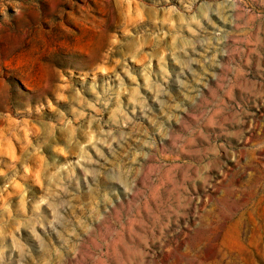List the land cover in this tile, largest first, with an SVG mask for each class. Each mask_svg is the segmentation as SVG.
Listing matches in <instances>:
<instances>
[{
  "label": "rangeland",
  "instance_id": "obj_1",
  "mask_svg": "<svg viewBox=\"0 0 264 264\" xmlns=\"http://www.w3.org/2000/svg\"><path fill=\"white\" fill-rule=\"evenodd\" d=\"M247 6L251 18L243 31L225 26L219 16L212 15L233 35L220 46L223 54L217 55L225 67H205L223 82L231 81L230 93L207 75L199 85L203 99L197 97L192 105L176 82L179 66L170 57L166 59L172 76L165 85L168 95L160 97L163 104L144 82L147 55L171 43L174 33L166 21L177 19L170 9L185 11L181 0H0L3 264H18L11 234L24 211L31 217L36 202L46 193V187H41L45 177L75 159L59 151L67 143V122H73L77 139L83 140L86 121L93 114L87 104H96L101 121L107 123L117 106V75L126 87L135 86L117 60L126 62L136 76L139 93L152 110L148 117L139 110L129 112L137 127L135 131L131 125L123 129L130 133L125 148L141 147L136 137L145 139V132L155 140L154 149H145L150 153L148 161L141 160L145 171L153 170L148 180L151 191L146 189L141 198L121 197L116 208L108 210L110 215L96 222L83 181L79 191L70 186L78 197L70 220L79 240L65 236L68 243L64 244L49 233L41 249L22 227L16 236L31 251L30 264H264V4L248 0ZM181 34L189 35L186 29ZM113 35L121 44L110 51ZM141 45L137 54L135 49ZM197 50L203 49L198 46ZM151 63L149 75L159 82L158 58ZM102 66L114 70L105 74L98 71ZM193 68L203 74L200 65ZM181 78L195 86L191 73ZM61 83L69 87L62 90ZM62 91L68 97L65 101L58 99ZM103 100L108 101L107 108ZM120 101L128 111L129 95H121ZM173 102L188 111L173 113L169 107ZM80 111L88 115L77 120ZM173 114L180 123L168 120ZM151 119L164 124L173 139L158 134ZM177 136L180 139L174 144ZM113 147L123 151L118 144ZM208 159L212 167L206 174L210 177L207 185L183 181L179 187L185 170L194 174L188 165L199 166ZM25 163L30 169L27 173ZM75 173L83 175L79 167ZM143 186L141 181L138 187ZM181 196L190 197L191 203L173 212ZM41 212L48 214L46 206ZM103 212L98 209V214Z\"/></svg>",
  "mask_w": 264,
  "mask_h": 264
},
{
  "label": "clouds",
  "instance_id": "obj_2",
  "mask_svg": "<svg viewBox=\"0 0 264 264\" xmlns=\"http://www.w3.org/2000/svg\"><path fill=\"white\" fill-rule=\"evenodd\" d=\"M184 4L185 11L179 12L173 8L169 11L175 13L177 19H169L166 22L169 24L173 31L171 35V43L167 45L163 50L158 53H149L146 57L147 66L144 71L145 86L150 91H154L156 98L160 100L161 96H167L168 92L165 85L167 84L172 73L169 72L168 61L166 57H170L175 65L179 66V73L176 75V82L185 89L184 98L191 102L192 105H196V98L203 99L201 92L199 91V85L204 83V79L207 75H212L219 83V86L224 89L226 93L231 91V81L227 83L223 82L221 77L214 72H209L205 65L211 67H225L217 59L218 54H223L220 48L230 36L232 32L226 30V27L219 26L213 19L212 15L219 16L225 26H232L244 30V26L249 23L251 13L248 9V0H181ZM261 4H264V0H260ZM195 8V11H194ZM143 19V17H141ZM208 25L212 31L209 32L205 27ZM189 34L188 36L182 35V31L185 30ZM169 33H165L164 36ZM164 36L160 37V40L164 39ZM215 40V44H213ZM121 41L115 35L111 38L110 51L114 50V46L120 45ZM203 49L198 51L197 47ZM142 45L135 49L137 54L141 53ZM159 47V45H158ZM211 52V54H209ZM201 57L202 59H199ZM135 58V57H133ZM158 58L160 67V81L154 82L152 76L149 75L152 69V59ZM105 63L107 61L105 60ZM117 64H124V73L127 77L133 81L134 87H126L124 79L117 75L116 79L119 82V91L116 95V107L112 111V117L105 123L102 122L99 117V109L96 104L89 103L87 108L93 110L91 118L86 121V129H84L83 140L77 139V128L72 127L73 122L68 121L67 126L69 128V135L67 143L64 147L60 148V154L65 158L74 156L75 159L57 167L51 175L45 177V184H41V187H46V193L36 202L35 208L31 214L24 211L23 216L17 221L16 227L11 234L12 247L19 253L18 264H30L31 251L23 245L19 239H17L16 233L20 231V228H27L31 237L35 243L43 249L46 244V236L49 233H54L60 237L64 244L68 243L67 237L77 236L73 222L70 220V215L73 212L76 205L73 203L78 199L75 192L70 191V186L79 191L81 187V181L86 186L87 195L90 198V204L92 205L93 212L90 214L93 216L96 222L105 220L107 215H110L108 210L115 209L116 204L120 202L121 197L141 198L145 196V190L148 189V180L152 175V169L149 168L145 171L144 165L141 160L147 162L149 159V151L145 149H154L156 147L155 140L148 136L147 132L144 133L145 139L136 137L137 143L141 147L132 149L125 148L126 138L130 135L129 132H125L123 129L131 125L132 130L135 131L137 124L133 120L132 115L129 112L135 114L137 110L145 117H148L151 113V108L139 93V84L136 83V76L127 68L126 62L117 60ZM193 65H200L203 69V74L197 73L193 68ZM110 70L108 67H99L98 71L107 73ZM231 70V69H230ZM238 71V70H237ZM191 73L195 82L193 84L188 83L186 78H181L184 73ZM154 75V74H153ZM64 79V78H62ZM62 90H66L69 86L66 83H61ZM207 87V84H204ZM94 90V89H93ZM128 94L130 97L131 107L128 111H125L121 106L120 96ZM215 94V93H214ZM80 94L77 92V96ZM58 99L65 101L68 99L63 91L58 94ZM104 107H108V101H101ZM163 104L164 101L160 100ZM223 101L220 100L217 109L220 110V105ZM170 109L175 111H188L181 103L173 102ZM119 114V118H117ZM88 113L80 111L77 120L84 118ZM198 119V117H197ZM168 120H176L180 123L179 117L173 115L168 116ZM156 129V132L167 139H173L166 131L165 125L157 124L155 119L150 121ZM180 137H176L173 140L175 144ZM118 144L123 150L118 152L113 144ZM105 150L111 154L112 159L106 155ZM181 150L183 148L181 147ZM215 155V150H209ZM205 156L208 153L204 154ZM14 159H19L14 157ZM79 167L83 175L78 177L75 173V169ZM212 167L211 159L207 162L201 160L199 166L188 165L189 169L194 170L193 175H189V172L185 170L182 178V182L179 187H183V181H191L195 186L197 181L207 185L210 177L206 174ZM24 171L27 173L30 171L27 164L24 165ZM171 178V177H170ZM144 181L143 187H138V184ZM154 182V181H153ZM186 191V189H185ZM191 203L190 197L181 196L178 200V208L172 209L173 212H178L182 209H187ZM46 206L47 215L41 212V207ZM103 208L104 212L98 214V209ZM7 210V209H5ZM75 223L83 224V221H76ZM38 229L44 230V235L41 234ZM91 230L90 228L88 229ZM3 228L0 227V264L4 262L5 247L3 246L4 238ZM50 243V241H48ZM57 251H59L57 249Z\"/></svg>",
  "mask_w": 264,
  "mask_h": 264
}]
</instances>
